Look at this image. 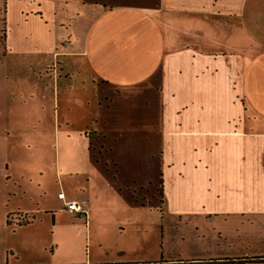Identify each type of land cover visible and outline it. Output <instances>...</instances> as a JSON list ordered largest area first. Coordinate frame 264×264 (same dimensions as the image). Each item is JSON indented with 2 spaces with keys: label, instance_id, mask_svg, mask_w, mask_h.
<instances>
[{
  "label": "crops",
  "instance_id": "obj_1",
  "mask_svg": "<svg viewBox=\"0 0 264 264\" xmlns=\"http://www.w3.org/2000/svg\"><path fill=\"white\" fill-rule=\"evenodd\" d=\"M0 35V130L6 84L19 81L14 57L58 60L56 82L78 56L95 103L88 159L130 204L148 194L160 212L166 257L78 264L197 259L211 231L236 230L245 216L264 226V0H0ZM259 235L251 260L264 258ZM216 241L224 258H243V238Z\"/></svg>",
  "mask_w": 264,
  "mask_h": 264
},
{
  "label": "rangeland",
  "instance_id": "obj_2",
  "mask_svg": "<svg viewBox=\"0 0 264 264\" xmlns=\"http://www.w3.org/2000/svg\"><path fill=\"white\" fill-rule=\"evenodd\" d=\"M71 31L77 29H65L62 35ZM49 58L14 57L19 63L10 68L9 76L14 74L19 81L10 78L6 84L9 110L0 130V264H78L86 256L147 263L166 257L159 249L160 212L152 199L146 194L142 206L130 204L128 196L118 193L88 159L85 132L91 127L95 103L90 86L80 81H88L89 69L78 56H67L68 79L53 82L52 75L63 76V71L54 58L47 64ZM41 60L47 69L37 70ZM140 188L150 192L152 183H141ZM137 189L129 195L136 197ZM69 199L81 204L86 216L69 213L65 208ZM29 216L27 224L17 225ZM245 219L236 230L209 232L215 237L201 258L160 262L264 264L250 259L258 254L252 240L257 234L264 238V226L255 227L248 216ZM220 234L244 239L242 259L218 254Z\"/></svg>",
  "mask_w": 264,
  "mask_h": 264
},
{
  "label": "built area",
  "instance_id": "obj_3",
  "mask_svg": "<svg viewBox=\"0 0 264 264\" xmlns=\"http://www.w3.org/2000/svg\"><path fill=\"white\" fill-rule=\"evenodd\" d=\"M58 198H61L62 195L58 194L57 195ZM65 208L69 213H73L76 214L78 216H85V210L82 207L81 204L77 203L74 200H69L65 202Z\"/></svg>",
  "mask_w": 264,
  "mask_h": 264
},
{
  "label": "trees",
  "instance_id": "obj_4",
  "mask_svg": "<svg viewBox=\"0 0 264 264\" xmlns=\"http://www.w3.org/2000/svg\"><path fill=\"white\" fill-rule=\"evenodd\" d=\"M2 35V34H1ZM0 35V42H1V40H2V36ZM28 222V220H26V221H24V222H22V223H17V225H20V224H24V223H27ZM252 260H255V261H259V262H264V258H261V259H252Z\"/></svg>",
  "mask_w": 264,
  "mask_h": 264
}]
</instances>
